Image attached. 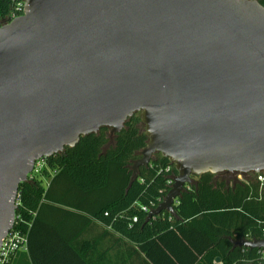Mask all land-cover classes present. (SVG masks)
<instances>
[{"label": "water", "instance_id": "water-1", "mask_svg": "<svg viewBox=\"0 0 264 264\" xmlns=\"http://www.w3.org/2000/svg\"><path fill=\"white\" fill-rule=\"evenodd\" d=\"M23 1L0 22V244L35 160L134 113L147 141L133 177L154 153L177 171L148 218L173 213L191 175L264 171L258 0Z\"/></svg>", "mask_w": 264, "mask_h": 264}, {"label": "trees", "instance_id": "trees-1", "mask_svg": "<svg viewBox=\"0 0 264 264\" xmlns=\"http://www.w3.org/2000/svg\"><path fill=\"white\" fill-rule=\"evenodd\" d=\"M17 1L0 0L1 20ZM146 141L134 113L119 132L101 127L44 158L39 176L18 186L15 225L27 232V251L10 264H264L261 248L233 245L264 237V185L256 174L191 175L173 213L148 218L177 171L154 153L133 177ZM89 229L93 241L82 238Z\"/></svg>", "mask_w": 264, "mask_h": 264}, {"label": "built area", "instance_id": "built-area-1", "mask_svg": "<svg viewBox=\"0 0 264 264\" xmlns=\"http://www.w3.org/2000/svg\"><path fill=\"white\" fill-rule=\"evenodd\" d=\"M23 7H24V1L18 0L15 3L13 9L9 11L7 18L5 20L0 19V22L6 23L14 19L17 16L22 15ZM44 162H45L44 158L35 160L32 171L29 173L28 176L35 177V175H37L40 172L41 168L44 167L45 165ZM241 174L242 173H238L237 177L241 178ZM255 174H256V179L259 181V183L261 185H264V171L255 172ZM18 202H19V192L17 191L16 198H15L16 207L18 205ZM142 209L144 211L148 210L146 207H142ZM17 217L18 216L14 217V221H13L11 228L8 230L4 238L1 240L0 264H10L13 261V259L17 257L18 253L27 251V232L26 230H22L21 227H19V225H15L18 223ZM133 220H136V217H133ZM261 249H262L261 253L264 254V248H261Z\"/></svg>", "mask_w": 264, "mask_h": 264}, {"label": "crops", "instance_id": "crops-1", "mask_svg": "<svg viewBox=\"0 0 264 264\" xmlns=\"http://www.w3.org/2000/svg\"><path fill=\"white\" fill-rule=\"evenodd\" d=\"M82 238L86 241V240H89V241H93V240H95V233H93L90 229L88 230V231H85L84 233H83V235H82ZM84 244H86V242L85 243H83L82 245H84Z\"/></svg>", "mask_w": 264, "mask_h": 264}, {"label": "rangeland", "instance_id": "rangeland-1", "mask_svg": "<svg viewBox=\"0 0 264 264\" xmlns=\"http://www.w3.org/2000/svg\"><path fill=\"white\" fill-rule=\"evenodd\" d=\"M137 115H139V113H137ZM44 164H45V162H44ZM45 166V165H44ZM44 167H42L41 169H43ZM41 171V170H40ZM49 172L50 173H53L54 172V169L53 168H49ZM38 177L39 175H35V177ZM40 177H41V175H40ZM48 181V178H47V176H44L42 179H41V182H42V184H45L46 182Z\"/></svg>", "mask_w": 264, "mask_h": 264}]
</instances>
